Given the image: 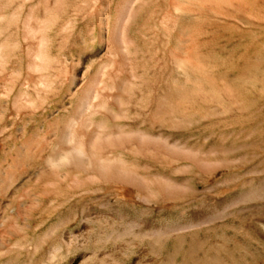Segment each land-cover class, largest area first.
Masks as SVG:
<instances>
[{
    "label": "rangeland",
    "instance_id": "1",
    "mask_svg": "<svg viewBox=\"0 0 264 264\" xmlns=\"http://www.w3.org/2000/svg\"><path fill=\"white\" fill-rule=\"evenodd\" d=\"M263 25L248 0H0V264H264Z\"/></svg>",
    "mask_w": 264,
    "mask_h": 264
},
{
    "label": "bare ground",
    "instance_id": "2",
    "mask_svg": "<svg viewBox=\"0 0 264 264\" xmlns=\"http://www.w3.org/2000/svg\"><path fill=\"white\" fill-rule=\"evenodd\" d=\"M259 0H248V5L250 7V10L252 13L254 12H257V13H264V0H260V4L261 5H257ZM262 23V22H261ZM264 26V25H263ZM75 131V130H74ZM79 131V130H78ZM73 132V131H72ZM71 132V134H72ZM79 135V134H78ZM74 136H76L74 134ZM86 136V135H85ZM79 137V136H78ZM77 138V136H76ZM80 139V138H78ZM81 141V140H80ZM82 142H85L82 141ZM76 148V147H75ZM79 148V147H78ZM93 148V147H92ZM91 148V149H92ZM87 150H84L83 148H79V149H70V150H67V151H64V154L62 157H57L58 159H55L56 161H58L59 163L62 162V161H65L66 159L69 160V162H74L76 163L77 165L79 166H84V164L82 163V160L83 158L85 159V157H89L90 154L89 152H85ZM92 157L88 158V162H87V166H91L93 164V162H95V157L94 155L91 154ZM66 160V161H68ZM50 161V160H49ZM97 161V160H96ZM100 161V165L98 166V169L97 171H99L103 176H119L121 178H128L129 175L126 173V172H122L121 170H116L115 168L113 167H110L112 166L110 164V162H106V161H103V160H99ZM68 163V162H67ZM97 163V162H96ZM95 163V164H96ZM57 164V163H56ZM53 166V165H52ZM92 168V167H90ZM94 168V167H93ZM52 173V172H51ZM44 175V174H43ZM47 179V178H46Z\"/></svg>",
    "mask_w": 264,
    "mask_h": 264
}]
</instances>
